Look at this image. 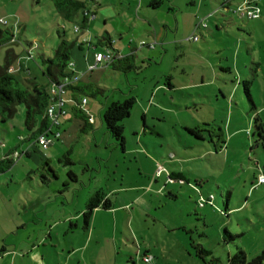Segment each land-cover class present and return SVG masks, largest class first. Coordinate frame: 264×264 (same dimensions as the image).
<instances>
[{
    "label": "rangeland",
    "instance_id": "obj_1",
    "mask_svg": "<svg viewBox=\"0 0 264 264\" xmlns=\"http://www.w3.org/2000/svg\"><path fill=\"white\" fill-rule=\"evenodd\" d=\"M83 1L87 5L93 2ZM187 1L163 0L165 12L170 5H175L176 10L181 7L177 15L181 26L177 32L173 27L169 28L171 42L163 46L165 51L160 50L162 55L157 56L149 67L128 73L129 82L137 85L131 95L137 98L133 96L135 104L130 115L122 121L124 150L106 130L98 115L100 108H97L94 146L86 147L80 137L71 147L63 148L59 159H53L49 167L35 149L31 150L37 157L33 153L31 157L23 155L31 148L34 140L29 142L27 138L39 126L40 116H35L34 126L28 128L26 109L18 105L11 118H0V160L14 149L20 153L19 157L10 155L13 164L0 173L2 224L7 223L4 218L11 216L14 209L20 216L23 214V204L18 199L20 195L24 198L23 191L41 197L51 196L45 203L46 210L39 212V217L44 218L62 205L60 192L67 187V199H62L65 207L81 209L88 201L86 192L90 190L92 194L102 187L103 192H107L120 183L130 187L147 185L152 178L149 171L155 168L149 161L151 158L164 168L158 183L162 193L157 194L158 185H154L147 192L131 189L118 196L113 194V208H100L91 218L88 234L82 229L83 214L78 231L62 232L55 227L53 234H61L60 242L55 246L57 254L50 247L55 258L62 260L69 254L70 240L78 249L70 254L72 260L68 264H74L78 257L77 264H230L231 256L240 249L245 253L246 261L262 255L264 183H257V180L260 174L264 176V5L257 1L261 18L239 21L236 12L222 10L218 0H207L211 16L200 13L198 21L205 22L208 28L202 24L194 29L189 19L195 17L185 13L189 8ZM214 5L215 9L212 8ZM81 17L83 12L73 21L65 20L52 0H0V18L16 19L19 24V43L0 45V64L5 62L6 50L13 49L21 56L18 59L10 51L12 64L17 67L20 60L25 69L20 74L46 83L39 54L53 52L60 39L59 28L63 27L65 37L77 42L85 43L84 39L91 37L97 43L93 29L80 26ZM160 17L157 13V19ZM170 18L174 20L173 16ZM75 25L79 26L78 31L74 30ZM96 27L101 31L105 29L99 23ZM193 36H197L196 41L191 40ZM145 42L149 41L146 39ZM30 43L38 45L29 51L33 58H27ZM97 47L101 48L100 45ZM111 74L103 78V83L111 87L106 95L113 93L116 97L117 92H113L112 87L123 88L124 85ZM202 76L207 82L205 85L199 84ZM156 80L163 85L154 91L155 95L147 103L146 90L151 85L155 87ZM245 81H248L252 102L244 92ZM169 82L181 85V88L170 89L166 86ZM196 82L197 85L190 86ZM85 95L95 106L101 102L100 93L87 91ZM72 114L59 115L60 126L50 119L48 123L61 132L76 121ZM183 125L207 128L212 135L203 131V138H196ZM142 126L151 130L145 135L147 144L137 141ZM58 145L59 142L53 144L54 148ZM86 162L92 166L83 173ZM69 170L84 179L82 188L80 184L71 183ZM171 173H181L182 179L170 180ZM172 182L180 186L174 193L176 199L167 196L165 189V183ZM175 186L169 185V188ZM74 187L80 189L78 196L71 200ZM200 194L204 198L213 196L212 204H201ZM125 202L127 206L120 207ZM13 233L8 234L7 241L1 245L16 240ZM53 242L56 243L54 239ZM199 249L207 252H199ZM144 255L151 256L149 262L143 261Z\"/></svg>",
    "mask_w": 264,
    "mask_h": 264
},
{
    "label": "crops",
    "instance_id": "obj_2",
    "mask_svg": "<svg viewBox=\"0 0 264 264\" xmlns=\"http://www.w3.org/2000/svg\"><path fill=\"white\" fill-rule=\"evenodd\" d=\"M168 1L171 2L172 0ZM239 1L240 0H218L221 9L227 10L228 13L230 12V10L231 12H234V9L237 7ZM257 1H261V3L264 5V0ZM207 3V0L187 1L189 8L185 13L193 15L195 17L194 20H192V17L189 19V23H192V26L194 25V29L201 27L202 24V27L208 28L205 22L204 23L206 25L204 26V23L199 22L200 20L198 21V18L200 17L198 14L200 13L202 14V16H211V13H209V4ZM88 7L90 11L95 14V18L90 22L87 21L85 27L90 30L93 29L95 37L97 38V43L92 41L91 37L84 39L85 43L76 41V45L74 46L71 54V60L74 63V71H84L86 69V66L93 61L94 52L109 49L125 56L121 59L116 60L114 64L111 65V67H98L93 71L84 74L78 83H76L73 87H69L62 95V98L64 99V116H67L69 112H73L72 116L73 118H76V121L72 123L71 126H67L65 130H61L60 136L54 139L47 148H41L30 143L31 148H27L23 154L25 156L31 157L34 154L31 149H35L37 150V154L42 155L40 156L41 161L42 158H45V163H47L49 167L51 166V162L53 159H59V154L61 153L63 148L71 147L73 141H78L80 137H82L85 145H87L86 147L94 146L92 142L96 140L95 125L97 121L95 117V111L97 110V108H100L98 111V115H100L102 119L104 108L110 102L122 101L121 97L125 99L127 95L132 96L131 92L134 88L137 87V85L131 84L129 82L128 73L131 71L136 72L139 68L140 69L138 71H141L142 69L149 67L151 65V62H153V60L157 56L162 55V52L160 50L165 51V48L163 46L171 42V40L168 39L169 28L171 29V27H173L174 31L177 32L178 28L181 26L180 21L177 19L178 11L181 10V7L179 6L176 10L175 5H170V7L165 12V5L163 3V0H94L88 5ZM212 8L215 9V5ZM157 13L161 15L160 19H157ZM172 16L174 20L170 18ZM237 18L239 21L243 19L239 16H237ZM259 18L261 17L259 16L255 19ZM82 19L83 18L81 17V20ZM97 23L105 26V29L101 31L100 27V29H97V27L95 28ZM110 26L112 29H110ZM215 26L218 27L217 23L215 24ZM114 36H117L118 38H115ZM146 39L149 42L155 40V46L153 48L147 46V48L141 49L139 43L141 41H145ZM134 42L136 44H134ZM98 45H100L101 48L97 47ZM157 47H160V49H158ZM110 74L116 80H120L122 85H124L123 88L120 86L117 87L115 85L114 87H112L113 92H117L116 97L113 96V93L111 95H106L111 87L108 84L104 85L103 78ZM155 82V87L152 88L151 85L146 90V95H148V99L146 100L147 103H150L151 98L155 95L154 91L161 89L163 85L159 83V80H156ZM210 83L211 81H209V84ZM197 84V82L190 83V86ZM199 84H207L204 76L201 77ZM185 85L188 86L187 83ZM166 86L170 89L181 88V85H175L170 82ZM87 91L101 94V102H99V104L97 105L99 107L95 106L92 102H89L88 99H86L85 104L81 105V98L86 96L85 94ZM219 92L221 94L223 93L221 89H219ZM134 97L137 98L136 96ZM89 116L93 117V122H90L88 120ZM60 125L61 123L58 122L57 126ZM183 128L187 130V128L192 127L190 125H183ZM50 130L52 132L58 131L54 130L53 127L50 128ZM150 132L151 130H146L145 126H142L140 134L137 136V141L141 142V144H147V138L145 137V135ZM233 132L231 134H233ZM55 142L60 143V145H58L56 148H54L53 146ZM40 148L42 149V151L40 150ZM218 148V150H221L222 146ZM122 149L124 150V146L122 147ZM51 152L53 155H50ZM33 156L37 157L35 154ZM152 160L153 159L150 158L149 161H151V163L155 165V168L153 167L149 171L152 172V178L147 185L141 184L135 187H130L128 185H123V183H120V185H116L115 188H109L107 192H103L102 187H99V189H95L92 194H94L96 191H100L103 194V199H109L110 203H112L111 196L113 194L117 195L119 193L129 192L131 189H140L143 190V192H147L148 188H151L154 185H158L155 192L157 194H161L163 190L161 189V185L158 183L159 179L163 176V172L157 176L156 167L162 165L158 162V164L155 163L156 160ZM84 164L85 167L83 173L85 172V170L89 169V166H92L87 162ZM73 174L74 177H70L71 183L73 182L74 185L80 184V188H82L83 183H85L84 179H79V177L75 173ZM181 177V173H171L170 175V178H172L174 181L176 179H182ZM64 182L68 186V182ZM169 185L177 186V183H165V189L168 192L167 196L176 199L174 193H176L177 189L180 186H175L171 189L169 188ZM80 188H73V192L71 193V200L78 196L77 190ZM68 189L69 187L60 192V194L63 195L62 199H67L65 193L69 191ZM91 192V190L86 192V197L88 196V199L92 195ZM23 196L25 199H27V201H25L24 198H21V195L18 197L19 202L23 204V214L20 216L19 211L17 209H14V212H10L11 216H8V218H4L7 223L2 224L0 222V264L70 263V260H72L70 254L78 248H76L74 242L70 240L68 243V246L71 247V249L69 250V254L67 256H63L62 260L59 258H55V256L52 254V250H50V247L53 248L55 254H57L55 246H58L60 242L59 237L61 234L57 232L53 234L54 228L59 227L62 232L69 233L80 230V215L84 212L85 206L81 209H67L61 199L60 203L62 205L57 206L55 209H53V211H51L50 213V216L46 215L43 218L39 217V212L43 209L46 210V207L48 206L47 204L45 205V203H48L51 196L46 194V196L41 197V195H34L27 191H23ZM68 203L69 202H67L66 204ZM127 204L128 203L126 202L122 203L120 207H126ZM100 208L109 210L113 207L112 204L110 208H103L101 205H99L93 210L88 223L86 224L85 222H83L84 224L82 229H85V231H87V234L89 233L92 224L91 218H93V216H96ZM54 212L55 216L53 215ZM15 215H17V218H15ZM34 220H36V222ZM12 233L14 235V239L16 240H14L11 244L5 243L7 241V235ZM53 239L56 241V243L53 242ZM3 241L5 242L2 243L3 245H1V242ZM79 259L80 258L78 257L74 264H77L79 262Z\"/></svg>",
    "mask_w": 264,
    "mask_h": 264
},
{
    "label": "trees",
    "instance_id": "obj_3",
    "mask_svg": "<svg viewBox=\"0 0 264 264\" xmlns=\"http://www.w3.org/2000/svg\"><path fill=\"white\" fill-rule=\"evenodd\" d=\"M57 12L67 21H73L79 16L80 12L84 9H89L87 2L83 0H52ZM94 1V0H93ZM80 26L85 27L87 20L82 17ZM4 19V18H3ZM19 24L16 19L4 21L0 18V45L9 44L11 42L19 43L18 33ZM59 34V42L53 49L50 55L41 53L39 54V65L42 70V74L46 77V83H40L34 77L22 76L20 71L25 70L21 61L19 60L18 66L15 70H9L10 66H14L13 59L11 58L10 51L14 56L20 59V56L16 54L13 49H7L5 54L4 64H0V118L5 120L11 118L17 111L18 105H23L26 109L25 124L28 128L34 126L35 116H40L39 126L33 130L27 140H34L39 134L43 133L49 126L48 116L46 114V108L50 102L54 100V97L50 94L49 86L52 83H59L64 77L69 76L70 72L67 70V65L71 61V54L76 40L73 38H67L64 35L63 27L57 30ZM36 43H30L27 48V58H33L30 50L37 47ZM114 64V63H113ZM20 68V69H19ZM28 73L29 69L26 67ZM244 92L248 99L252 102V98L247 87L248 81H245ZM73 87V86H70ZM135 104V98L128 96L122 101L110 102L103 111L102 121L105 124L106 130L110 135L123 146L124 144V126L122 121L130 115V112ZM203 125H208L203 123ZM187 131L194 137L202 139L201 132L206 131L211 134V131L207 128L195 126L193 128H187ZM16 151L15 149L10 151L4 159L0 160V173L8 170L13 164V159L10 155ZM67 162L69 159L66 158ZM68 176L74 177V174L69 170ZM103 194L100 191H96L92 194L85 204V210L82 213L84 222L87 224L93 210L101 205L103 208H110L111 203L109 199H103ZM207 252L204 249H199V252ZM262 255H258L250 261L245 260V253L243 250H238L230 258V264H262Z\"/></svg>",
    "mask_w": 264,
    "mask_h": 264
},
{
    "label": "built area",
    "instance_id": "obj_4",
    "mask_svg": "<svg viewBox=\"0 0 264 264\" xmlns=\"http://www.w3.org/2000/svg\"><path fill=\"white\" fill-rule=\"evenodd\" d=\"M234 12H236L237 16L240 18H247V19H254L259 17L261 9L257 5V0H242L237 7L234 9ZM83 17L90 21L95 18V14L90 11V9H84L83 10ZM3 21L4 19L1 18ZM206 24L204 23V26ZM79 26L75 25L74 30L78 31ZM193 40L197 39V36H193ZM156 44V41L152 42H145L141 41L139 43V46H149L150 48H153ZM125 55L119 54L117 52H114L112 50H104V51H98L93 53V61L89 63L86 66V69L84 71H74V63L71 60L67 65V70L70 72L69 76L64 77L59 83H52L49 86L50 94L54 97V100L50 102L46 108V114L48 118L51 120L52 123L58 124V116L64 113L63 105H64V99L62 98V95L65 93V91L70 87L74 86L76 83H78L81 79V77L88 73L93 71L94 69L98 67H107L109 65H112L116 60L123 58ZM15 66H10L9 70H15ZM86 103V98H81V105ZM88 120L90 122H93V117L89 116ZM50 125L47 127V129L39 134L33 141L32 144H37L41 148H47L49 144L53 142L54 139L58 138L60 136L59 131H51ZM15 157H19L20 153L14 151L12 153ZM164 170L163 166H158L156 169V175L158 176L162 171ZM170 180L174 181L172 178L169 177ZM257 183H264V176L262 174L259 175ZM213 196H209L207 198H204L203 196L199 197V201L201 204L208 203L212 204ZM144 262H149L151 259V256H146L142 258Z\"/></svg>",
    "mask_w": 264,
    "mask_h": 264
}]
</instances>
